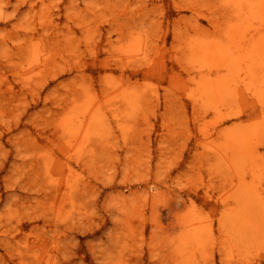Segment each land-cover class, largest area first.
Listing matches in <instances>:
<instances>
[{"label":"rangeland","instance_id":"obj_1","mask_svg":"<svg viewBox=\"0 0 264 264\" xmlns=\"http://www.w3.org/2000/svg\"><path fill=\"white\" fill-rule=\"evenodd\" d=\"M0 264H264V0H0Z\"/></svg>","mask_w":264,"mask_h":264}]
</instances>
